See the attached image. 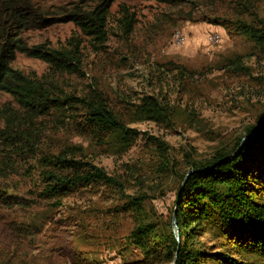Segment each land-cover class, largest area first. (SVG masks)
<instances>
[{
  "label": "rangeland",
  "instance_id": "1",
  "mask_svg": "<svg viewBox=\"0 0 264 264\" xmlns=\"http://www.w3.org/2000/svg\"><path fill=\"white\" fill-rule=\"evenodd\" d=\"M78 2L48 0L49 5ZM122 9L134 18L128 36L120 29ZM237 18L264 24V0H185L181 6L114 0L102 47L69 23L22 35L28 47L43 44L73 50L76 45L82 72L80 76L51 75L45 63L22 54L15 56L14 70L50 81L60 95L98 89L112 111L138 136L122 149L108 138L79 135L57 119V114L38 118L36 128L30 130L35 157L9 160L0 156V161L9 163L4 166L14 165L0 178V192L14 191L30 200L39 176V158L66 148L79 151L76 159L102 169L122 188L80 190L50 213L43 206L29 211L0 206V264H173L165 258L144 257L129 243L127 236L138 217L126 203L128 197L144 195L143 216L164 234L173 233L176 194L189 164L230 150L264 112V52L247 39L228 34L221 25ZM176 33L183 39L180 45L172 43ZM211 34L219 36L215 45L207 44ZM145 96L168 106L162 120L132 122ZM7 107L18 110L9 95L0 93V110ZM148 138L167 146V173L160 172L161 152ZM30 215L33 228L25 230L22 227ZM34 219L42 226H36ZM199 241L210 245L205 236ZM93 253H97L95 259Z\"/></svg>",
  "mask_w": 264,
  "mask_h": 264
},
{
  "label": "trees",
  "instance_id": "2",
  "mask_svg": "<svg viewBox=\"0 0 264 264\" xmlns=\"http://www.w3.org/2000/svg\"><path fill=\"white\" fill-rule=\"evenodd\" d=\"M146 1L170 6L185 3V0ZM113 2L79 0L78 3L49 5L48 0H0V93L9 95L18 107V110L10 107L0 110V156L6 155L9 160L28 155L35 157L37 150L30 130L36 128L38 118L56 114L57 119L61 118L79 135H90L97 140L108 138L122 149L137 138L138 133L129 129L112 111L107 98L98 89H90L82 95L61 96L50 81L31 78L11 67L15 56L22 54L45 63L51 75L80 76L82 60L76 45L73 50H55L43 44L28 47L22 35L69 23L81 36L102 47L107 41V23ZM120 12V29L128 36L134 18L123 9ZM221 25L228 34L241 36L264 52L261 21L237 18L223 21ZM234 64L237 69L240 67ZM241 70L245 69L241 67ZM167 107L161 100L145 96L140 99L134 111L136 119L132 122L160 121ZM245 133V137H249L242 145L243 137L230 150L218 151L205 162L190 163L186 173L193 172L186 179V173L180 177L181 186L173 208L178 241L171 230L164 234L143 216L144 195L128 197L126 206L138 220L127 240L144 257L174 262L176 256L175 264H264V112ZM148 140L161 152L160 172L167 173L164 165L167 146L156 138ZM75 152L79 151L66 148L39 158L40 171L29 193L31 199L27 201L14 191H2L0 206L26 211L43 206L50 213L51 209L61 208L64 199L80 190L100 186L122 188L117 179L102 169L76 159ZM7 164L0 161V178L7 169H14V165L4 166ZM31 216L22 227L25 230L33 228ZM33 223L38 225L36 219ZM202 236L209 246L199 241ZM92 255L95 259L97 253Z\"/></svg>",
  "mask_w": 264,
  "mask_h": 264
},
{
  "label": "built area",
  "instance_id": "3",
  "mask_svg": "<svg viewBox=\"0 0 264 264\" xmlns=\"http://www.w3.org/2000/svg\"><path fill=\"white\" fill-rule=\"evenodd\" d=\"M182 37L179 35V33H176L174 36H173V40H172V43L173 45H180L181 42H182ZM207 40V44L209 45H215L219 42V36L217 34H211L209 36H207L206 38Z\"/></svg>",
  "mask_w": 264,
  "mask_h": 264
},
{
  "label": "water",
  "instance_id": "4",
  "mask_svg": "<svg viewBox=\"0 0 264 264\" xmlns=\"http://www.w3.org/2000/svg\"><path fill=\"white\" fill-rule=\"evenodd\" d=\"M255 133H253L252 135H254ZM251 135V136H252ZM249 136H247V137H244L243 139H242V142H241V145L243 144V142L248 138ZM240 145V146H241ZM236 155V154H235ZM193 171H189V172H187L186 173V176H185V179L192 173ZM182 185H183V183H182ZM175 217H174V215H173V218H172V228H173V230H174V232H173V235H174V237H175V239L178 241V232H177V229L175 228ZM175 258H176V256H175ZM176 263V261L174 260V262H173V264H175Z\"/></svg>",
  "mask_w": 264,
  "mask_h": 264
}]
</instances>
